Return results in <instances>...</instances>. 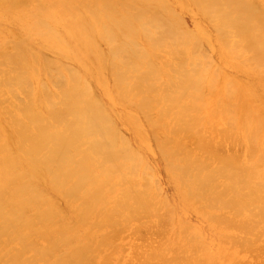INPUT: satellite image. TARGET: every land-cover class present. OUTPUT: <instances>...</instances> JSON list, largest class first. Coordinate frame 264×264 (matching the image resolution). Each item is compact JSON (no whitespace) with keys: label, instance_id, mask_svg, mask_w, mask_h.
<instances>
[{"label":"bare ground","instance_id":"bare-ground-1","mask_svg":"<svg viewBox=\"0 0 264 264\" xmlns=\"http://www.w3.org/2000/svg\"><path fill=\"white\" fill-rule=\"evenodd\" d=\"M0 264H264V0H0Z\"/></svg>","mask_w":264,"mask_h":264},{"label":"rangeland","instance_id":"rangeland-1","mask_svg":"<svg viewBox=\"0 0 264 264\" xmlns=\"http://www.w3.org/2000/svg\"><path fill=\"white\" fill-rule=\"evenodd\" d=\"M173 9H174L175 13L177 14L181 23L186 28H188V29H195L196 28V26L199 23V19L192 11L182 10V9H179L176 7H174ZM203 48L207 53H209V54L213 53V47L210 45V43H208V42L204 43ZM157 178H158L159 184L161 185V187L165 191L167 189V187H166L164 175L162 173H159Z\"/></svg>","mask_w":264,"mask_h":264}]
</instances>
